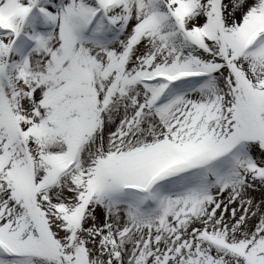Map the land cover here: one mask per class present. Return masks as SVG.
Returning <instances> with one entry per match:
<instances>
[{"label": "snow or ice", "instance_id": "1", "mask_svg": "<svg viewBox=\"0 0 264 264\" xmlns=\"http://www.w3.org/2000/svg\"><path fill=\"white\" fill-rule=\"evenodd\" d=\"M0 264H264V0H0Z\"/></svg>", "mask_w": 264, "mask_h": 264}]
</instances>
